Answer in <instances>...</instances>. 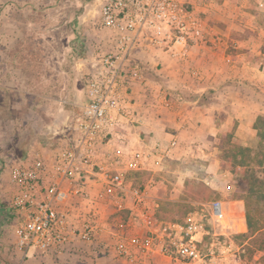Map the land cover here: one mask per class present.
Here are the masks:
<instances>
[{"label":"built area","instance_id":"built-area-1","mask_svg":"<svg viewBox=\"0 0 264 264\" xmlns=\"http://www.w3.org/2000/svg\"><path fill=\"white\" fill-rule=\"evenodd\" d=\"M192 4L104 0L100 23L111 47L90 65L85 101L66 126V144L8 167L17 251L48 252L81 242L126 264H162L155 260L161 257L169 264L210 263L202 244L210 235L207 222L217 226L222 219L221 202L199 204L200 212L181 222L157 218L158 200L139 174L154 173L171 158L176 138L134 147L125 133L142 121L128 99L129 86L144 80L136 55L154 52L184 61L206 38L207 16ZM256 261L239 264H264Z\"/></svg>","mask_w":264,"mask_h":264},{"label":"rangeland","instance_id":"rangeland-1","mask_svg":"<svg viewBox=\"0 0 264 264\" xmlns=\"http://www.w3.org/2000/svg\"><path fill=\"white\" fill-rule=\"evenodd\" d=\"M45 1L40 11L45 9L47 16L55 13L63 22L64 31L73 33L70 50L61 65L66 74L49 70L46 65L47 77L41 80L36 70L42 67L43 58L34 55L31 57V67L35 69L31 70L29 82L30 100L42 99L43 102L29 103L24 108L8 106L9 110L7 105L0 106V173L7 177L12 164L37 153L44 154L43 150L50 147L57 136L66 139V126L79 109L73 100H66L71 104L62 102L64 98L59 96L58 83L62 76L74 75V60L80 58L84 85L91 73V57L96 58L104 50L105 37H108L99 15L104 0ZM192 3L193 8L205 4L208 19L206 38L194 48L214 55L204 58L202 64L195 62L189 76L183 72L181 87L170 88L172 79H178L175 72L155 77L148 69L146 74L160 80V85L152 89L157 95L151 97L149 105L152 112L177 113L182 110L183 100L203 94L208 96L206 102H211L208 106L214 109L215 117L204 130L197 129L190 136L184 129L175 132L177 145L172 157L163 160L154 173L142 174L140 181L151 185L153 196L158 197L156 215L164 221L181 222L188 213L200 212L199 204L221 202L227 227L222 229L218 224L212 228L213 224L207 222L210 235L202 244L207 258L220 257L227 264L256 258L257 263H262L264 252L258 245H264L261 239L264 197L260 194L264 189L259 193L251 184L262 170L259 161L264 164V158L261 159L264 138L262 143L258 138L259 130L264 131V0H234V3L233 0H207L206 3L192 0ZM259 3L263 7H259ZM201 8L197 11H202ZM83 13L85 19L78 20ZM222 53L223 57L229 55V59H219ZM170 59L183 71L187 60ZM148 63L145 66L156 70L166 67L162 61ZM229 66H233L231 70ZM249 68L254 71L250 72ZM248 73H253V86L247 81ZM55 75L59 79L57 84L52 78ZM47 94L55 99L38 97ZM169 97L170 108L163 103ZM57 107H62L65 113L61 121L54 122L59 119ZM246 212L253 223V235L247 228Z\"/></svg>","mask_w":264,"mask_h":264},{"label":"crops","instance_id":"crops-1","mask_svg":"<svg viewBox=\"0 0 264 264\" xmlns=\"http://www.w3.org/2000/svg\"><path fill=\"white\" fill-rule=\"evenodd\" d=\"M44 2L46 1L0 0V106L7 105V110H9L8 106L13 108L14 105H21V107H23L24 105H29V103L34 104L43 102L42 99H36L33 101L34 103L30 100L29 82L32 77L31 70L35 69L31 67L33 63L31 59L32 56L37 55L43 58L42 67L36 70L39 72L38 74L41 80H45L47 77V66L49 70L61 72L62 75L63 73L66 74L64 70L62 71L61 65L64 60V55L70 50L69 43L73 37V33L64 31L62 27L63 22L60 21L58 15L52 13L53 16H47L45 9L40 11ZM198 8H201L204 13L206 12L204 9L205 4H202V6ZM198 8L196 6V9ZM33 13L35 15H33ZM85 17L86 14L83 13L79 15L77 19L84 20ZM213 31L217 32L214 29ZM106 37L105 48L101 52L111 47L110 39ZM196 49L197 48L192 49L187 61H185L183 71H180L178 65L174 63V60L170 59L168 56L145 51L139 52L136 55V58H139L142 63H146H143L144 80L139 83H132L129 87L133 91H131V89L129 90L128 99L131 100L137 117L138 115L142 117L141 122L131 123V126L127 127L125 131L129 143L132 146H146L147 143L151 144L152 141L158 142L161 146L166 145L171 138L177 137V134L174 133L181 132L180 129H184L185 134L190 136V134H193L194 131L196 132L197 129L200 131L204 130L209 121H212L215 117L214 109L208 106L211 102L205 103L203 106L198 104V99L202 94L197 95V97L193 99L188 98L183 100L182 110L177 113L176 111H170L164 115L156 110L152 112L150 107L151 97L157 95L156 92L153 93L152 89H156V86L160 85V80L155 77L160 74L163 75L166 72L168 74L175 72L178 79H172L170 88L176 86L181 87L182 81L180 77L184 75L183 72H187L189 76L190 72L193 73V64L195 62L198 61V63L202 64L204 58H209L214 55L213 53H211V55L210 53L205 54L206 51L204 52L200 51V49ZM223 55V53L219 55V59H229V55H226V57H223ZM93 60L94 57H91V62H93ZM81 61L80 58L74 60V67L72 69L74 75L72 77L71 75H64V77L61 75L63 80L61 77L60 82L59 79H56L57 75L52 77L53 79L55 78V84H57V81L59 82L58 87L61 89L59 96L64 98L62 102L71 104L66 100H73L72 103L76 104L79 110L80 106L85 101V82L83 85V79H81L82 70H80ZM148 61L149 63L162 61L166 64V67L156 70L151 66H145ZM232 67H230V70ZM148 69L154 73L155 77L152 78L149 74H146ZM249 69L250 72L254 71L252 68ZM252 74L253 73H248L246 77L249 86H253V81H251V76L253 77ZM170 83L171 82L168 84ZM149 90L151 91L149 92ZM51 96L47 94L46 96L39 95L38 97H43V99L48 100L55 99ZM78 96H80L79 100ZM164 97H166V95ZM170 99L169 97L166 101L170 102ZM146 105L149 106L146 107ZM168 108H170V103ZM206 108L207 110H205ZM56 111L59 114V119H55L54 122L57 120L61 121L65 113L62 107H57ZM145 141L146 144L144 143ZM65 144V137L60 138L57 136L50 147H46L43 151L49 153L56 147ZM141 175L139 174V178ZM11 196L12 191L8 177L0 173V264H126L122 260L114 259L111 255L100 254L93 246L81 242H71L68 245L61 246L60 248L48 252H38L31 249L24 252L17 251L14 247L15 223L10 210ZM155 199L157 200L158 197H155ZM110 223H112V219ZM213 227L214 226H212V228ZM219 258L212 257L209 264H227ZM155 260L162 264L170 263L165 257L156 258Z\"/></svg>","mask_w":264,"mask_h":264},{"label":"trees","instance_id":"trees-1","mask_svg":"<svg viewBox=\"0 0 264 264\" xmlns=\"http://www.w3.org/2000/svg\"><path fill=\"white\" fill-rule=\"evenodd\" d=\"M208 99H209L208 96L202 94L200 96V98L198 99V104L203 106V105H205V103H207L206 101ZM258 120H260V118H258ZM258 136H259L258 137L259 138V142L262 143L261 140L264 138V131L259 130ZM252 154L254 155V153H252ZM262 158H264V152H262L261 159ZM258 166H260L262 168V170L259 173L260 175L258 177L257 176L255 177L256 182L255 183H252L251 185H252V187H254L255 189H257L256 190L257 192L260 193L264 189V164L259 161V165ZM260 194L262 195V198H263L264 197V193H260ZM261 195H260V198H261ZM157 218L160 219L159 215L157 216ZM246 219H247L246 220L247 228H248L249 232L252 233V235H253V233H254L253 223H252L251 218H250V216H249V214L247 212H246ZM261 239H262V242L264 243V231L262 232ZM258 247H259L260 250H263V252H264V245H262L260 243L258 245Z\"/></svg>","mask_w":264,"mask_h":264},{"label":"bare ground","instance_id":"bare-ground-1","mask_svg":"<svg viewBox=\"0 0 264 264\" xmlns=\"http://www.w3.org/2000/svg\"><path fill=\"white\" fill-rule=\"evenodd\" d=\"M225 220H226V215L225 214H223V216H222V219L219 221V224H220V226L222 227V229L223 228H225L226 229V223H225Z\"/></svg>","mask_w":264,"mask_h":264}]
</instances>
